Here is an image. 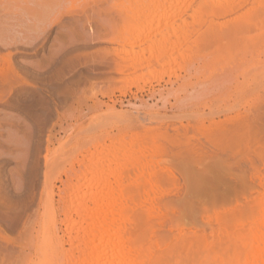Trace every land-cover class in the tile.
<instances>
[{
  "label": "rangeland",
  "instance_id": "rangeland-1",
  "mask_svg": "<svg viewBox=\"0 0 264 264\" xmlns=\"http://www.w3.org/2000/svg\"><path fill=\"white\" fill-rule=\"evenodd\" d=\"M141 1L0 0V264H25L30 236L40 241L52 221L69 248L58 193L74 161L67 156L82 144L107 152L124 136L151 157L166 195L158 198L160 225H147L148 243L163 236L175 249L191 236L201 254L215 255L231 210L261 193L264 69L239 85V71L218 82L208 63L239 55L264 63V0L193 26L187 41L169 37L161 52L162 28L128 40L149 14L136 12L149 2ZM173 54L175 63L163 62ZM183 249L172 264L191 256Z\"/></svg>",
  "mask_w": 264,
  "mask_h": 264
},
{
  "label": "bare ground",
  "instance_id": "bare-ground-1",
  "mask_svg": "<svg viewBox=\"0 0 264 264\" xmlns=\"http://www.w3.org/2000/svg\"><path fill=\"white\" fill-rule=\"evenodd\" d=\"M144 3L140 4L141 7L135 4L138 7L136 12L140 15L147 7L149 14L145 15V23L130 33L128 40L131 43L140 39L143 29L162 28L166 39L159 43L158 51L161 52L167 48L169 37L175 41H187L193 26L205 22L212 26L224 11L228 13L235 6L243 7L245 0H149L148 4ZM169 31L172 34L167 36ZM189 57L190 53L181 56V62L186 63ZM158 61L162 63L160 59ZM225 61L220 66L217 60L208 63H215L210 70L218 82V77L222 76L221 81L228 82L230 76V79L234 77L232 73L239 71L242 78L239 85H248L264 69L262 61L246 60L242 55ZM127 62L130 67L137 63L133 57H129ZM163 62L175 63V54ZM204 66L206 64L201 69ZM129 79V84L134 85L135 77ZM221 81L215 83L219 85ZM120 137L114 148L107 152L103 147L100 151L87 152V143L70 150L67 159L73 158L74 161L66 171L69 172L67 184L58 193L63 222L69 234V248L65 247L66 243L52 221L49 231L40 241L36 243L30 236L25 264H172L185 250L184 247L191 251V256L188 254L182 264H264V179H260L262 190L256 200H250L252 202L248 206L245 204V209L235 207L228 215L231 217L226 216L228 220L223 236L214 245L215 255L201 254L198 250L201 242L189 241L191 236H184L180 247L175 249L163 236L159 237L158 243H148L147 225L150 222L160 225L163 213L158 198L164 197L166 192L155 179L156 172L149 170L147 159L151 157L141 154L132 145L128 146L125 137ZM76 165L81 170H73ZM130 172H137L138 179L128 182ZM73 176L76 179L74 183L71 182ZM81 180L85 182L80 183ZM49 198L52 203L53 193ZM72 214L79 219H72ZM70 248L76 249L77 253H71Z\"/></svg>",
  "mask_w": 264,
  "mask_h": 264
}]
</instances>
